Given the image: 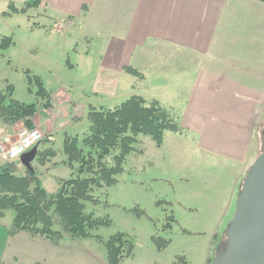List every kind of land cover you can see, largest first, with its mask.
Returning <instances> with one entry per match:
<instances>
[{"label":"crops","instance_id":"0c3cea01","mask_svg":"<svg viewBox=\"0 0 264 264\" xmlns=\"http://www.w3.org/2000/svg\"><path fill=\"white\" fill-rule=\"evenodd\" d=\"M25 2L0 0V8L10 9V4L22 8ZM40 2L39 7L16 15L26 16L32 34L43 31L51 39H61L63 51L78 57L77 63L70 64L73 69L82 59H88L95 70V96L108 95L111 100L122 98L117 96H126L121 100L139 96L159 101L178 118L186 130L185 139H190L188 144L200 158L236 166L239 178L246 176L259 155L254 139L264 115V2ZM128 67L142 76L128 72ZM131 76L140 81L141 91L131 90L132 94L125 89L121 93L120 85ZM59 94L68 106H79L74 104L70 91L61 90ZM43 112L48 113L38 107L32 121L35 128L47 132L49 115ZM22 128L21 122L0 118V147L15 145ZM3 163L0 158V166ZM240 179H235L234 185ZM229 195L234 197L235 189ZM5 215L0 219V264H7L12 257L9 243L18 245L20 241L29 248V264H109L106 255L83 253L74 246L66 250L64 238L55 244L24 231L12 235L14 219L5 223ZM12 260L18 261L17 256Z\"/></svg>","mask_w":264,"mask_h":264},{"label":"rangeland","instance_id":"374dc122","mask_svg":"<svg viewBox=\"0 0 264 264\" xmlns=\"http://www.w3.org/2000/svg\"><path fill=\"white\" fill-rule=\"evenodd\" d=\"M27 24L26 16L13 14L6 6L0 8V35L14 41L0 56V94L8 97L7 104L11 98L8 85H11L14 100L34 104L37 111L38 107L48 111L43 112L49 115L48 131L34 129L50 138L39 144L37 158L40 160H34L32 168L37 170L42 186L55 194L63 180L78 176V165L70 167L67 163L63 151L65 138L78 137L81 140L88 133L91 108L114 109L127 99L121 100L126 96H117L122 97L117 100H111L108 95L95 96L92 93L95 70L88 59L83 61L85 56L79 57L82 61L73 69L70 64L77 63L78 57L63 51V46L59 45L61 39H51L43 31L32 34ZM27 74L40 77L51 92L49 107L45 105L47 100L37 95L35 84L29 89ZM126 80L120 85L121 93L125 89L132 94L131 90L141 91V83L136 77ZM60 89L70 91L74 104L79 106H68L59 94ZM4 121L21 122L23 128L19 133L27 129L22 120ZM186 137L166 131L162 147H158L151 137L140 136V144L128 156L123 173L117 176V183L109 188L94 189L92 195L96 202L85 203L87 213L111 221L109 226L94 230L95 236L107 241L121 233L134 244V254L131 259L124 260L125 264H212L226 241V230L234 216L244 178H239L236 166H224L218 160L200 158ZM254 144L259 147V155L264 152V115L257 126ZM107 162L110 166L115 164L112 156ZM6 163L9 162L4 161L3 165ZM14 164L18 176L26 173L20 162ZM235 179L240 180L234 185ZM233 189L236 195L230 197ZM14 217V211L8 210L3 221L10 224ZM55 229L62 230L58 224ZM154 237L169 244L159 250ZM63 238L67 240L64 243L66 250L68 246H74L83 253L106 255L104 242L96 237L79 239L64 233ZM21 242L18 245L9 243V254L17 256L18 261L10 257L7 264H29L30 258L26 254L29 248Z\"/></svg>","mask_w":264,"mask_h":264},{"label":"trees","instance_id":"16d2710c","mask_svg":"<svg viewBox=\"0 0 264 264\" xmlns=\"http://www.w3.org/2000/svg\"><path fill=\"white\" fill-rule=\"evenodd\" d=\"M40 3V0H26L22 8L10 4V12L25 14L28 9L39 7ZM13 43L11 37L0 35V56L2 51L7 50ZM127 71L142 76L132 67H128ZM27 82L30 90L33 84L36 85L37 95L47 100L45 105L49 107L51 92L47 90L42 79L27 74ZM13 90V86L8 85L11 98L7 104L5 103L8 97L0 94V118L22 120L28 130H33L35 127L32 118L36 114V106L14 100ZM88 118V133L81 140L78 137H66L63 145L67 163L70 167L78 165V176L63 180L55 194L48 193L42 186L34 168L26 169L24 175L18 176L14 162L0 167V219L8 210H12L15 213L10 230L12 235L24 231L55 244L61 242L64 233L79 239L96 237L104 242L108 263L122 264L133 256L134 244L121 233L107 241L95 236L94 230L109 226L111 221L87 213L85 203L96 202L92 195L94 189L103 186L109 188L117 183V176L123 173V165L128 156L136 151L137 145L140 144V136L151 137L160 147L166 131L182 135L186 130L178 118L159 101L139 96L127 99L114 109L91 108ZM111 156L115 163L113 166L107 162V158ZM169 219L174 221L173 217ZM57 224L62 230L55 229ZM153 240L159 250L169 244L161 238L154 237Z\"/></svg>","mask_w":264,"mask_h":264},{"label":"water","instance_id":"95a60500","mask_svg":"<svg viewBox=\"0 0 264 264\" xmlns=\"http://www.w3.org/2000/svg\"><path fill=\"white\" fill-rule=\"evenodd\" d=\"M37 156L38 146L21 155L20 162L32 168ZM212 264H264V152L243 179L226 241Z\"/></svg>","mask_w":264,"mask_h":264},{"label":"built area","instance_id":"2783aa9c","mask_svg":"<svg viewBox=\"0 0 264 264\" xmlns=\"http://www.w3.org/2000/svg\"><path fill=\"white\" fill-rule=\"evenodd\" d=\"M50 136L38 129L23 130L19 133L18 142L15 144L18 150L14 151L13 146L9 149L0 147V158L8 162H20L21 155L32 150L42 141L49 139ZM26 145V146H25Z\"/></svg>","mask_w":264,"mask_h":264},{"label":"clouds","instance_id":"9594fccd","mask_svg":"<svg viewBox=\"0 0 264 264\" xmlns=\"http://www.w3.org/2000/svg\"><path fill=\"white\" fill-rule=\"evenodd\" d=\"M26 146V145H25ZM13 150L16 151L18 150V147L16 145L13 146Z\"/></svg>","mask_w":264,"mask_h":264}]
</instances>
